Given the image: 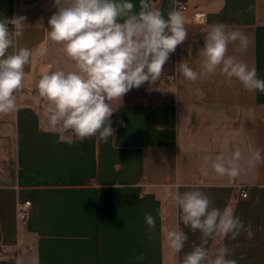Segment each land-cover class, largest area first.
Here are the masks:
<instances>
[{
  "label": "crops",
  "instance_id": "0c3cea01",
  "mask_svg": "<svg viewBox=\"0 0 264 264\" xmlns=\"http://www.w3.org/2000/svg\"><path fill=\"white\" fill-rule=\"evenodd\" d=\"M178 1L188 8L177 9ZM131 2L139 11V0ZM149 2L165 18L172 8L180 11L188 38L150 90L145 83L113 102L114 136L107 142L73 136L68 144L49 129L34 87L45 72L74 70L62 46L46 34L64 0H0V18H25L17 47L34 50L16 110L0 114V264H16L17 258L23 264H180L200 243V233L183 225L173 196L192 190L207 194L211 207L231 208L255 233L252 240L245 234L210 240V254L226 246L237 264H264V163L244 164L235 178L219 177L211 168L218 154L238 149L246 157L249 149L264 150V93L228 84L219 71L190 82L178 67L186 62L200 71L197 50L209 27L219 23L247 35L246 51L237 42L227 54L264 79V0ZM25 200L32 201L31 211L20 219L17 204ZM146 214L156 222L151 231ZM176 228L188 235L180 253L167 245Z\"/></svg>",
  "mask_w": 264,
  "mask_h": 264
},
{
  "label": "clouds",
  "instance_id": "9594fccd",
  "mask_svg": "<svg viewBox=\"0 0 264 264\" xmlns=\"http://www.w3.org/2000/svg\"><path fill=\"white\" fill-rule=\"evenodd\" d=\"M59 3L56 0V5ZM135 8L131 0H64L49 18L47 37L62 46L74 70L45 72L35 79L34 87L45 103L49 129L61 133L60 142L72 144L73 136L81 142L92 136L107 142L115 131L110 119L117 111L113 102H122L130 90L145 83L150 90L170 54L188 38L185 17L175 8L168 11L167 18L149 0H139V11ZM24 19L0 18V114L16 110V93L23 87L25 67L34 55L33 49L17 47ZM203 39V47L197 50L202 57L199 72L186 62L178 63L185 80L196 82L219 71L228 84L235 81L245 90L264 93V79L258 78L256 68L227 54L229 45L237 42L239 49L246 51L250 44L247 35L217 23L209 27ZM38 51L43 54L44 49ZM261 163L264 150L249 149L245 157L237 149L230 155L218 154L211 168L219 177L235 178L245 170L244 164L252 168ZM173 199L183 225L200 233V243L192 245L180 264H237L228 258V247L210 254L207 245L218 237L236 240L241 234L252 240L255 233L251 225L231 208L211 207L208 195L200 190L177 192ZM145 222L149 231L155 228L151 214H146ZM187 242L188 235L180 228L167 234V245L174 253L182 252ZM136 259L145 257L140 254ZM16 264H23L22 258H17ZM32 264L38 261L33 259Z\"/></svg>",
  "mask_w": 264,
  "mask_h": 264
},
{
  "label": "built area",
  "instance_id": "2783aa9c",
  "mask_svg": "<svg viewBox=\"0 0 264 264\" xmlns=\"http://www.w3.org/2000/svg\"><path fill=\"white\" fill-rule=\"evenodd\" d=\"M188 4L185 2H177V9H187ZM249 194L247 190L242 191V196L247 197ZM32 207V201L31 200H25V201H20L17 204V214L20 219H26L31 211Z\"/></svg>",
  "mask_w": 264,
  "mask_h": 264
},
{
  "label": "rangeland",
  "instance_id": "374dc122",
  "mask_svg": "<svg viewBox=\"0 0 264 264\" xmlns=\"http://www.w3.org/2000/svg\"><path fill=\"white\" fill-rule=\"evenodd\" d=\"M4 144H5L4 142L2 143V142L0 141V147H3V145H4ZM2 150H3V149H0V156H2V155H3V152H2Z\"/></svg>",
  "mask_w": 264,
  "mask_h": 264
},
{
  "label": "water",
  "instance_id": "95a60500",
  "mask_svg": "<svg viewBox=\"0 0 264 264\" xmlns=\"http://www.w3.org/2000/svg\"><path fill=\"white\" fill-rule=\"evenodd\" d=\"M38 75V74H37ZM37 78V77H36Z\"/></svg>",
  "mask_w": 264,
  "mask_h": 264
}]
</instances>
